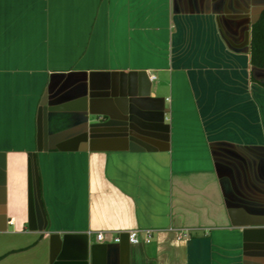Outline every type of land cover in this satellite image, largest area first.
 Returning a JSON list of instances; mask_svg holds the SVG:
<instances>
[{
    "label": "crops",
    "instance_id": "0c3cea01",
    "mask_svg": "<svg viewBox=\"0 0 264 264\" xmlns=\"http://www.w3.org/2000/svg\"><path fill=\"white\" fill-rule=\"evenodd\" d=\"M263 9L0 0V264H264Z\"/></svg>",
    "mask_w": 264,
    "mask_h": 264
},
{
    "label": "trees",
    "instance_id": "16d2710c",
    "mask_svg": "<svg viewBox=\"0 0 264 264\" xmlns=\"http://www.w3.org/2000/svg\"><path fill=\"white\" fill-rule=\"evenodd\" d=\"M251 64L264 69V9L251 27Z\"/></svg>",
    "mask_w": 264,
    "mask_h": 264
},
{
    "label": "built area",
    "instance_id": "2783aa9c",
    "mask_svg": "<svg viewBox=\"0 0 264 264\" xmlns=\"http://www.w3.org/2000/svg\"><path fill=\"white\" fill-rule=\"evenodd\" d=\"M152 79H155V77H153ZM153 234V230H133L126 233V236L132 245H140L143 241L146 244H150L152 241ZM142 235H144V239L142 238ZM96 239L98 240V242L103 243H120L122 240V234L111 235L104 232H99L96 234Z\"/></svg>",
    "mask_w": 264,
    "mask_h": 264
}]
</instances>
